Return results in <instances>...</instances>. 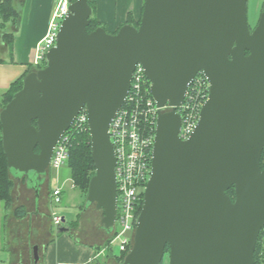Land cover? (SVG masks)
<instances>
[{"label":"water","instance_id":"95a60500","mask_svg":"<svg viewBox=\"0 0 264 264\" xmlns=\"http://www.w3.org/2000/svg\"><path fill=\"white\" fill-rule=\"evenodd\" d=\"M248 1L145 0L139 28L116 34L89 33V0L73 2L47 66L0 112L11 174L38 195L55 147L85 110L95 165L87 202L111 230L118 194L109 130L141 65L156 105L171 109L158 115L151 175L123 264H162L167 246L169 264H254L264 228V11L252 31ZM199 73L209 96L183 141L177 108ZM65 223L60 233L71 231ZM34 254L37 263L38 247Z\"/></svg>","mask_w":264,"mask_h":264},{"label":"built area","instance_id":"2783aa9c","mask_svg":"<svg viewBox=\"0 0 264 264\" xmlns=\"http://www.w3.org/2000/svg\"><path fill=\"white\" fill-rule=\"evenodd\" d=\"M71 4L72 0H56L48 34L37 47L35 66H40L46 61L47 53L56 46L60 27L69 14ZM148 82L144 68L138 65L125 103L113 119L109 130L116 156L118 194L115 236L112 243L119 240L121 252H126L128 246L133 243L138 209L143 195L140 189L146 188L151 175L157 119L161 108L156 105ZM209 90L208 79L203 73H199L190 85L184 103L177 108L182 121L179 136L183 141H187L194 133L201 110L209 96ZM166 108L171 109L166 106L162 110ZM73 127L78 131L89 129L86 111L78 115L71 128ZM66 133L55 147L51 159L50 168L55 171L61 170L68 164L69 137ZM51 200L54 206L51 222L54 227L60 229L62 216L54 209L62 204L61 186L52 192Z\"/></svg>","mask_w":264,"mask_h":264},{"label":"crops","instance_id":"0c3cea01","mask_svg":"<svg viewBox=\"0 0 264 264\" xmlns=\"http://www.w3.org/2000/svg\"><path fill=\"white\" fill-rule=\"evenodd\" d=\"M4 1L6 0H0V2ZM91 1L96 4V17L98 21L104 24L108 32L118 31L127 21L130 12L133 14L135 21L141 20L145 2V0ZM17 5L20 12L19 20L15 26L8 23L5 29L8 30L10 27L9 30L14 35L12 57H10L11 50L3 39L4 30L1 29L2 20L0 19V57L4 60L3 63H0V100L14 82L24 77L26 74L32 73L37 67L35 66L37 47L48 34L50 21L56 7V0H19ZM41 64H43V62ZM63 169L64 167L59 173ZM61 175L63 176L62 173ZM71 180L72 178L70 175L61 183L58 181L57 184V187L61 186L62 188V203L66 197L68 204L66 207H58V213L62 218L64 217L67 222V218L63 214L67 213L72 215L73 212H77V220L72 223L73 227H67L66 223L64 224V226L70 228L71 231L69 233H63L61 237L54 238L50 235L52 222L50 213L51 208H48V200L51 199L52 192H49L48 188L43 192L44 199L42 201L44 204L42 207L36 204V210L30 213L27 206L25 204L22 205L26 210V216L23 219H17L15 217L14 213L16 208H7L6 205L1 202L4 204V217L0 221V230H6L7 241H10V239L12 240L11 243L8 244L13 257L15 239L12 238L13 236L11 237L12 232L10 230V224L13 223L17 226H21L23 221L30 219L29 228L31 230V225L33 223L31 219L46 216L48 219L47 228L49 229L46 240L32 244L30 243L31 237L28 235L29 245L32 247L33 254L34 248L38 247L39 260L37 263L35 262L34 254V264H121L119 261L120 256H116L113 254V251L105 249L106 240L111 237L105 234L101 226L98 229L102 233L98 232V237L97 234L93 235L86 231L87 227L83 223V220L85 216L89 214L87 212L91 211L90 213L97 212L101 214V210H98L94 205H89L87 198L84 200L85 198L82 194L70 185ZM37 196L39 195H37L35 191L36 200ZM102 215L101 224L104 212H102ZM17 226L16 228H18ZM13 257L8 264L13 263Z\"/></svg>","mask_w":264,"mask_h":264},{"label":"trees","instance_id":"16d2710c","mask_svg":"<svg viewBox=\"0 0 264 264\" xmlns=\"http://www.w3.org/2000/svg\"><path fill=\"white\" fill-rule=\"evenodd\" d=\"M76 0H72V3ZM19 0H6L4 2H0V19L2 20L1 29L3 31V39L5 40L6 45L11 50L12 57V48H13V40L14 35L12 32L5 30L7 28L8 23H11L15 26L19 20L20 12L17 3ZM89 4L93 10V15L91 17V25L88 28V32L91 33L98 28H104V24L100 23L95 18L96 5L94 2L89 0ZM128 23L136 28H139L140 22H135L130 18ZM119 31V30H118ZM117 31V32H118ZM116 32V33H117ZM112 33V34H116ZM3 59L0 57V63H3ZM47 66V61H44L43 64L37 66L34 71L41 70ZM32 71V72H34ZM29 74H26L24 77L20 78L16 82H14L10 89L3 95L0 100V112L12 101L15 94L22 90L23 81ZM150 82H148V86H150ZM33 125L37 126V121H33ZM66 135L69 137V160H68V168L71 172V178L74 182L77 190L88 194L89 185L91 179L95 175V165L92 159V147H91V136L89 129L86 131H78L75 127L71 128ZM39 148L36 149V153H39ZM261 166L264 168V152L261 158ZM10 169L8 168L7 157L3 150L2 144V127L0 123V202H3L7 208H11L12 204V190L14 188V181H12ZM14 177V176H13ZM15 178V177H14ZM25 178V177H24ZM18 179V178H17ZM26 183L27 179L25 178ZM227 194L235 200V188L232 187ZM144 194L142 195V200L140 207L138 209V217L141 213L143 206ZM15 217L17 219H23L26 216V210L24 206H20L16 208ZM115 236V232L112 233L111 238L106 242L105 249L108 251H112V241ZM131 247L127 248L126 252H121L119 257V261L121 264L124 263V260L128 253L130 252ZM170 253V248L167 246L166 255ZM164 264V262L162 263ZM254 264H264V228L261 230L256 249H255V260Z\"/></svg>","mask_w":264,"mask_h":264},{"label":"rangeland","instance_id":"374dc122","mask_svg":"<svg viewBox=\"0 0 264 264\" xmlns=\"http://www.w3.org/2000/svg\"><path fill=\"white\" fill-rule=\"evenodd\" d=\"M96 10H97V7H96ZM263 11H264V0H249L248 1V24H249V27L252 31H254L255 28L258 26ZM95 18L97 19L96 12H95ZM130 18L134 20L133 14L131 12L128 14L127 21L121 27H123L124 25H130L128 23ZM140 21L141 20L135 21V22L138 23ZM120 28L118 30H120ZM9 29H10V27H9ZM9 29H8V31L11 32ZM116 32H108V33L112 34V33H116ZM168 110L169 109L166 108V109H163L162 111L166 112ZM59 171H55L51 168L48 170V173L51 176L49 192H53L56 189L58 181H60V183H61L63 180H65L66 178H68L71 175L70 169L67 166H65L64 169L60 173H59ZM61 173L63 174V176L61 175ZM11 178H12V181H14V188L12 190V204H11V206L13 208H17V207L25 204L27 206V208L29 209V212L31 213V212H34L36 210V204L37 205L39 204L42 207V205L44 204L42 201L44 199V193L43 192L47 189V184H44V185H42L41 188L37 189L39 191V193H38L39 196L36 197L37 198V200H36L35 199V190L33 188L27 186L28 183L26 184V180L24 177L21 179H17V178H14L13 176H11ZM32 179H35V177H33ZM70 185L77 189V187L75 186V184L72 180L70 182ZM79 192L85 198L84 200H86L87 194H85L81 191H79ZM140 193L144 194L145 188L140 189ZM40 195H41V197H40ZM48 202H49L48 208L49 209L51 208L50 209V213H51L52 208H54V206H53L51 199L48 200ZM67 205H68L67 199L65 197V200H63V203L59 207H66ZM3 209H4V204L0 202V221L4 217ZM41 210H42V208H41ZM54 210L56 211L57 208L55 207ZM90 212L91 211L87 212L89 214L85 216L83 223L87 227V229H86L87 232H89L90 234H93V235L97 234V237H98L99 236L98 234L101 232L98 228L101 226V216H103L102 211H101V214L97 213V212H95V213H90ZM76 213L77 212L75 211V212H73L72 215L67 214V213L63 214L67 218V222H66L67 227H69V226L73 227L72 223L77 220L76 219ZM31 220H33L32 221L33 223L31 225V227H32L31 230L29 228L30 219H26L25 221H23L21 226H17L15 224H13L12 222H11L12 224H10V227H11L10 230L12 232L11 237L13 236L12 238L15 239V241H14V243H15L14 244V249H15L14 257L12 255L11 251L9 250L10 246L8 244V243H11L12 240L10 239V241H7L6 230H4V229L0 230V264H8L9 261L12 259V257H13V260H12L13 263L12 264H34V254H33L32 247H30V245H29L28 235H30V237H31L30 243H32V244L36 243V242H40V241H45L46 237L49 233V229L47 228L48 219L46 218V216L41 217V218L37 217V218L31 219ZM16 226L18 228H16ZM51 227H52V229L50 230V235H52L54 238H57L59 236L61 237L63 235V233H60L59 229L54 227L52 223H51ZM101 228H102V226H101ZM116 229H117V226H116ZM108 240L109 239H107L106 242ZM129 246L132 249L133 243H131ZM112 251H113V254L116 256L121 255L120 241L119 240H116L112 243ZM164 263L169 264V254L165 256Z\"/></svg>","mask_w":264,"mask_h":264},{"label":"flooded vegetation","instance_id":"af4514ba","mask_svg":"<svg viewBox=\"0 0 264 264\" xmlns=\"http://www.w3.org/2000/svg\"><path fill=\"white\" fill-rule=\"evenodd\" d=\"M199 75V74H198ZM197 75V76H198ZM170 110H168V111H166V112H169ZM44 182H43V184L42 185H44V184H47V188L49 189V187H50V182H51V176L49 175V173L46 175V176H44ZM42 185H41V187H42ZM95 207H96V203L95 204H93ZM102 211V210H101ZM103 212V211H102ZM104 218V217H103ZM101 226H102V229L104 230V232H105V234L107 235H109V236H111L112 235V233L114 232V229H115V225L113 226V228L111 229V230H108V227H107V225L105 224V223H103L102 222V224H101Z\"/></svg>","mask_w":264,"mask_h":264}]
</instances>
